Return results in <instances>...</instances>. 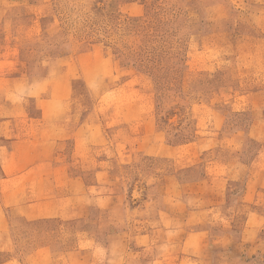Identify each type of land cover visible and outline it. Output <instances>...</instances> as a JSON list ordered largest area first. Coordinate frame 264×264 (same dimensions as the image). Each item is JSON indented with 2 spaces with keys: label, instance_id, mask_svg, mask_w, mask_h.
Instances as JSON below:
<instances>
[{
  "label": "rangeland",
  "instance_id": "rangeland-1",
  "mask_svg": "<svg viewBox=\"0 0 264 264\" xmlns=\"http://www.w3.org/2000/svg\"><path fill=\"white\" fill-rule=\"evenodd\" d=\"M256 160L264 0H0V264H264Z\"/></svg>",
  "mask_w": 264,
  "mask_h": 264
},
{
  "label": "crops",
  "instance_id": "crops-1",
  "mask_svg": "<svg viewBox=\"0 0 264 264\" xmlns=\"http://www.w3.org/2000/svg\"><path fill=\"white\" fill-rule=\"evenodd\" d=\"M259 164V165H258ZM261 160H256V162H251L249 164H246L247 171L245 172V183H246V189L243 192V199L249 195V192L252 188V186H255L256 191H263L264 190V180L259 176V178L256 176V172H258L257 168L262 166ZM17 183V182H16ZM15 183V184H16ZM70 200H79L81 202V205L79 207L72 205L70 209H67L65 213L61 214L64 217H68L71 219H85L88 215V207H87V197L86 195H80L76 196L74 194H71L69 196ZM83 201V202H82ZM13 262L12 260H7V262H4V264H9Z\"/></svg>",
  "mask_w": 264,
  "mask_h": 264
}]
</instances>
